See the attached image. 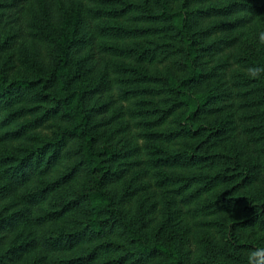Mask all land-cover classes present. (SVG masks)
<instances>
[{
    "label": "trees",
    "instance_id": "obj_1",
    "mask_svg": "<svg viewBox=\"0 0 264 264\" xmlns=\"http://www.w3.org/2000/svg\"><path fill=\"white\" fill-rule=\"evenodd\" d=\"M4 147L0 264H264V0H0Z\"/></svg>",
    "mask_w": 264,
    "mask_h": 264
},
{
    "label": "rangeland",
    "instance_id": "obj_2",
    "mask_svg": "<svg viewBox=\"0 0 264 264\" xmlns=\"http://www.w3.org/2000/svg\"><path fill=\"white\" fill-rule=\"evenodd\" d=\"M241 53H242L241 45H238V48H237V51L235 52V54L238 55V54H241ZM14 69H15L16 72L19 73V72L25 70V66L18 64V65L15 66ZM36 129L37 130H35V131H37V132L35 134V138L34 139L29 140L28 142H26V140H25L26 138H23L24 139V141H22L23 146L26 147V143L30 144V146H31L32 143H36L37 141H39L41 139H43V140L49 139L51 135L52 136L54 135V131H55V127L50 122L45 124V125H43V126H39ZM11 150H12L11 147L2 148V152H0V156H2V154H8V152H10Z\"/></svg>",
    "mask_w": 264,
    "mask_h": 264
}]
</instances>
